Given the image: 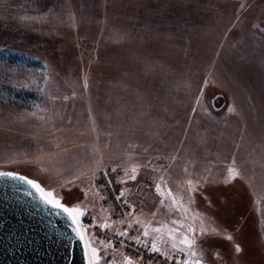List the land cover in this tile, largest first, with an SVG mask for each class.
Listing matches in <instances>:
<instances>
[{"label":"rangeland","instance_id":"obj_1","mask_svg":"<svg viewBox=\"0 0 264 264\" xmlns=\"http://www.w3.org/2000/svg\"><path fill=\"white\" fill-rule=\"evenodd\" d=\"M0 171L78 209L96 264H264V0H0ZM157 174L204 194L160 202Z\"/></svg>","mask_w":264,"mask_h":264},{"label":"water","instance_id":"obj_2","mask_svg":"<svg viewBox=\"0 0 264 264\" xmlns=\"http://www.w3.org/2000/svg\"><path fill=\"white\" fill-rule=\"evenodd\" d=\"M11 174L0 175V264H89L79 224Z\"/></svg>","mask_w":264,"mask_h":264},{"label":"built area","instance_id":"obj_3","mask_svg":"<svg viewBox=\"0 0 264 264\" xmlns=\"http://www.w3.org/2000/svg\"><path fill=\"white\" fill-rule=\"evenodd\" d=\"M99 180L101 186H103L105 191L107 192L109 200L115 207V213L117 215V218L119 220L129 219L133 215L134 210L123 198L121 186L117 182L115 174L110 170L103 169L99 173ZM123 247L144 254L145 256L154 259L160 264H184V261L186 260L185 254H181L178 257H170L163 256L158 252L151 253L149 250H146L145 248L141 247V245H138L130 240H124ZM108 258L112 259L113 257L110 255L108 256Z\"/></svg>","mask_w":264,"mask_h":264},{"label":"crops","instance_id":"obj_4","mask_svg":"<svg viewBox=\"0 0 264 264\" xmlns=\"http://www.w3.org/2000/svg\"><path fill=\"white\" fill-rule=\"evenodd\" d=\"M164 176L160 177L157 174V177L153 179L152 181V189L155 192V195L157 197V200L161 201H167V202H175L176 200H179L177 194L174 193V191L178 189H182V199L184 201L188 200H199L201 195L204 194V192H201L200 187L202 184H200L199 178H195L192 181L189 177L185 178H177L171 179V178H163ZM159 189V191H158ZM176 189V190H174ZM177 192V191H176ZM178 193V192H177ZM180 195V193H178ZM169 205V209L176 210L179 207H175L174 205ZM184 209V208H182ZM158 212V210H156ZM153 232V230L151 231ZM158 233H154V235H157Z\"/></svg>","mask_w":264,"mask_h":264},{"label":"snow or ice","instance_id":"obj_5","mask_svg":"<svg viewBox=\"0 0 264 264\" xmlns=\"http://www.w3.org/2000/svg\"><path fill=\"white\" fill-rule=\"evenodd\" d=\"M132 171H133V173H135L136 169L133 168ZM229 171H232V170L229 169ZM0 175H9L10 176L12 174L11 173H0ZM131 178L135 179V175H133ZM21 179H23V177H21ZM27 183H29L37 191H39L42 194H44V197L46 198V202H48L50 204H53L54 207H62V205H60V203L58 201H56V200H54L52 198L53 194L51 192L44 193V190L40 187V185L34 183L31 180H28ZM158 191H159V189H158ZM63 210L65 212H67L69 214V216L72 217L74 223H78V216L82 215V213H80L78 209H69L67 207H64ZM153 231L154 232H160L161 229L160 228H155V229H153ZM190 231H191V229H190ZM122 235H123V233H122ZM144 235L148 236L149 233L147 231H145ZM81 239H83V236H81ZM173 239H175V237H173ZM229 239H231V237H229ZM193 243H194V241L192 239H190L187 235H185L183 237V239L180 240V244L184 245V247L180 248V251L183 252L185 250V248L191 249L193 247ZM172 247L176 248L177 247L176 243H173ZM152 250L154 252H159L160 251V249L156 246L155 242H153V244H152ZM237 251H239V247L238 246H237ZM193 255H195V253H193ZM96 259H97V257H96V249H92V257L90 258L89 264H96ZM127 264H132L131 260H128ZM184 264H189V261L185 260ZM192 264H201V262L199 260H196V261L192 262Z\"/></svg>","mask_w":264,"mask_h":264}]
</instances>
